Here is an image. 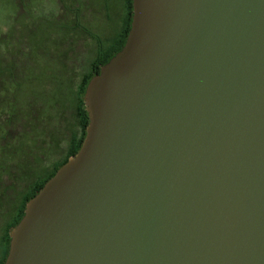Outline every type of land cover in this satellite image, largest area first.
<instances>
[{"label":"water","instance_id":"water-1","mask_svg":"<svg viewBox=\"0 0 264 264\" xmlns=\"http://www.w3.org/2000/svg\"><path fill=\"white\" fill-rule=\"evenodd\" d=\"M131 8L3 264H264V0Z\"/></svg>","mask_w":264,"mask_h":264},{"label":"rangeland","instance_id":"rangeland-1","mask_svg":"<svg viewBox=\"0 0 264 264\" xmlns=\"http://www.w3.org/2000/svg\"><path fill=\"white\" fill-rule=\"evenodd\" d=\"M125 13V0H0L1 226L16 206L10 188H24L16 177L35 181L65 155L71 130L79 134L81 80Z\"/></svg>","mask_w":264,"mask_h":264},{"label":"trees","instance_id":"trees-1","mask_svg":"<svg viewBox=\"0 0 264 264\" xmlns=\"http://www.w3.org/2000/svg\"><path fill=\"white\" fill-rule=\"evenodd\" d=\"M125 10L126 13L124 16V21L122 23L120 33L118 34L114 45L109 47L108 49L101 48L98 50L97 55L91 65L90 72L83 77V79L81 80V84L78 88L77 97H76L77 106L74 112L80 131L79 136L77 137V134H74V132L71 130V134L72 133L73 134L70 137V143L68 145L67 151L65 155L61 158V160L59 159L58 161L53 163L50 169L39 172L38 174H40V176L37 177L35 181L31 180L32 179L31 176L27 177V179L31 182L30 185L31 187L28 191L24 192L23 189L21 190V188H19L18 192L17 191L15 192V196H16L15 202L17 208L16 217L14 218V220H12V222L9 225L7 226H5L4 224L3 226L0 225V239H1L0 243L3 238L5 239V251L0 260V264H3L8 251L9 237L7 233L9 229H12L21 219L26 202L35 196V194L42 188V186L55 174L58 168H60L63 164H65L68 158L74 156L81 146V143L85 135V128L88 123L87 114L85 112L82 101L83 93L89 80L93 76L99 73L100 67L106 64L123 47L127 33L130 28V21L132 15L131 0H125ZM25 181L26 179L23 178L22 182Z\"/></svg>","mask_w":264,"mask_h":264},{"label":"flooded vegetation","instance_id":"flooded-vegetation-1","mask_svg":"<svg viewBox=\"0 0 264 264\" xmlns=\"http://www.w3.org/2000/svg\"><path fill=\"white\" fill-rule=\"evenodd\" d=\"M58 21H60V18L58 19ZM101 43L99 44V46H98V48L99 49H101L102 47H101ZM111 47V46H110ZM109 48V47H108ZM108 48H106V49H108ZM80 132V131H79ZM71 136H72V134H71ZM70 136V137H71ZM79 136V134H77V137ZM68 143H70V139H69V142ZM43 170H45L44 168H41V170H40V172L41 171H43ZM28 174V173H27ZM18 175H21L20 173L18 174ZM31 176V175H30ZM22 177V176H21ZM21 177H16V180H14L15 182H22V180H21ZM24 178L26 179V181L23 183L24 184V188H21V187H18V189L19 188H21V190L23 189L24 190V192L25 191H28L29 189H30V185H31V182L27 179V177H25L24 176ZM21 180V181H20ZM11 190V192H13V195L15 194V192H16V190L13 188V190H12V188H10ZM8 199H9V201L10 202H12V200H14L15 198L14 197H7ZM14 198V199H13ZM16 212H17V208H16V206H15V208H14V212H13V216H12V218L9 220V221H5V223H4V225L5 226H7V225H9L11 222H12V220H14V218L16 217ZM4 211H1L0 212V215H1V217L2 218H5L4 217ZM9 231H10V229H9ZM9 231H8V235H9ZM9 237V236H8ZM1 240V239H0ZM9 246V245H8ZM4 251H5V239L3 238L2 239V241H1V243H0V260H1V258H2V256H3V254H4Z\"/></svg>","mask_w":264,"mask_h":264}]
</instances>
